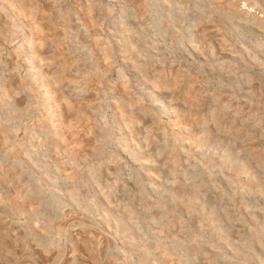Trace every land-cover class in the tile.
<instances>
[{
  "label": "rangeland",
  "instance_id": "rangeland-1",
  "mask_svg": "<svg viewBox=\"0 0 264 264\" xmlns=\"http://www.w3.org/2000/svg\"><path fill=\"white\" fill-rule=\"evenodd\" d=\"M0 264H264V0H0Z\"/></svg>",
  "mask_w": 264,
  "mask_h": 264
}]
</instances>
